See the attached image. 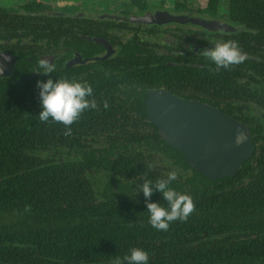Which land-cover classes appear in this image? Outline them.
I'll use <instances>...</instances> for the list:
<instances>
[{
	"label": "trees",
	"instance_id": "obj_1",
	"mask_svg": "<svg viewBox=\"0 0 264 264\" xmlns=\"http://www.w3.org/2000/svg\"><path fill=\"white\" fill-rule=\"evenodd\" d=\"M55 19L0 8V50L21 58L14 78H0V264H113L132 247L147 251L148 264H264V125L244 124L255 147L236 174L207 178L135 114L145 103L129 106L134 93L115 67L86 81L96 107L70 132L41 122L37 80L72 79V69L42 74L35 55L41 22ZM171 170V186L194 208L156 230L139 185ZM151 200L166 206L158 192Z\"/></svg>",
	"mask_w": 264,
	"mask_h": 264
},
{
	"label": "flooded vegetation",
	"instance_id": "obj_2",
	"mask_svg": "<svg viewBox=\"0 0 264 264\" xmlns=\"http://www.w3.org/2000/svg\"><path fill=\"white\" fill-rule=\"evenodd\" d=\"M0 8L56 18L41 22L39 60L59 73L72 69L80 82L115 67L122 72L117 83L131 85L130 107L134 101L146 107L149 93L165 91L242 124L264 125V0H27ZM52 24L55 40L47 37ZM218 40H236L245 60L217 70L201 52ZM0 53L17 57L12 76H0L14 78L21 58ZM143 109L135 114L149 122Z\"/></svg>",
	"mask_w": 264,
	"mask_h": 264
},
{
	"label": "water",
	"instance_id": "obj_3",
	"mask_svg": "<svg viewBox=\"0 0 264 264\" xmlns=\"http://www.w3.org/2000/svg\"><path fill=\"white\" fill-rule=\"evenodd\" d=\"M17 61L15 56L0 53V68L4 67L0 76H12ZM146 105L139 114L207 178L233 176L253 154L248 128L218 109L182 100L165 91L149 93Z\"/></svg>",
	"mask_w": 264,
	"mask_h": 264
},
{
	"label": "clouds",
	"instance_id": "obj_4",
	"mask_svg": "<svg viewBox=\"0 0 264 264\" xmlns=\"http://www.w3.org/2000/svg\"><path fill=\"white\" fill-rule=\"evenodd\" d=\"M201 53L215 65L217 70L242 63L246 58V54L236 40H218L214 46ZM39 66L42 69L41 73L45 75L51 73L54 67L43 59L39 61ZM36 88L40 104L37 115L39 120L46 122L51 118L65 125L69 132L71 129L67 126L71 125L84 110L96 107L95 100L90 99L92 86L86 81L48 76L44 81L37 80ZM176 177L177 172L171 170L166 178H158L155 181L145 179L139 185V191L144 197L148 212V223L156 230L166 231L171 221L187 219L194 208L189 194L182 193L171 186V182ZM154 192L159 193L160 198L166 202V206L151 200ZM113 264H148V253L142 248L132 247L122 258L115 257Z\"/></svg>",
	"mask_w": 264,
	"mask_h": 264
},
{
	"label": "rangeland",
	"instance_id": "obj_5",
	"mask_svg": "<svg viewBox=\"0 0 264 264\" xmlns=\"http://www.w3.org/2000/svg\"><path fill=\"white\" fill-rule=\"evenodd\" d=\"M27 0H0V7H15L19 2H24ZM72 1H81V0H72Z\"/></svg>",
	"mask_w": 264,
	"mask_h": 264
}]
</instances>
